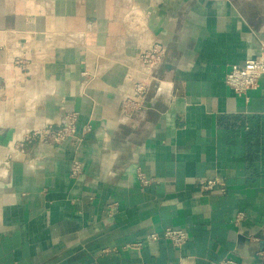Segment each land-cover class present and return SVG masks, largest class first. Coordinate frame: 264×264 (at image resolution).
<instances>
[{"label":"crops","instance_id":"obj_1","mask_svg":"<svg viewBox=\"0 0 264 264\" xmlns=\"http://www.w3.org/2000/svg\"><path fill=\"white\" fill-rule=\"evenodd\" d=\"M263 49L264 0H0V264H264V77L245 98L224 83ZM70 114L72 137L13 152ZM167 228L181 248L147 241Z\"/></svg>","mask_w":264,"mask_h":264},{"label":"built area","instance_id":"obj_2","mask_svg":"<svg viewBox=\"0 0 264 264\" xmlns=\"http://www.w3.org/2000/svg\"><path fill=\"white\" fill-rule=\"evenodd\" d=\"M164 49L160 43H152L143 49L137 57V67L141 71V80L134 81L132 92L124 97L121 111L125 116H130L134 112L141 111L145 108V95L147 87L151 80L150 75L158 65L162 63ZM264 77V49L261 54L255 58L246 60L243 65H231L224 79L226 87L237 97H246V93L257 87L258 81ZM76 114H70L67 117V123L64 127L54 128L51 125L46 126L43 132L33 131L17 147L13 149L15 154L24 152L25 143L31 138L40 140L50 139L54 144H59L64 140L72 137L75 133ZM8 162L0 164V178L6 176ZM81 166L74 161L71 170V176H77L80 173ZM140 186H147L150 180L146 179L141 173L137 175ZM198 188L201 193H211L218 191L223 193L225 186L219 178L201 179L198 181ZM188 234L182 230L167 228L160 234L150 233L147 241L156 242L164 240L170 243L173 248H181L187 241ZM137 246H141L139 243ZM216 264H241L232 259H224Z\"/></svg>","mask_w":264,"mask_h":264}]
</instances>
